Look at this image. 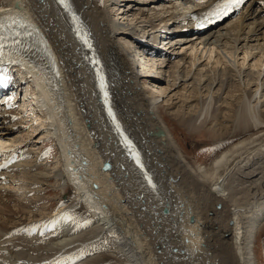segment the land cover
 I'll list each match as a JSON object with an SVG mask.
<instances>
[{"label":"bare ground","instance_id":"6f19581e","mask_svg":"<svg viewBox=\"0 0 264 264\" xmlns=\"http://www.w3.org/2000/svg\"><path fill=\"white\" fill-rule=\"evenodd\" d=\"M2 1L0 17L25 23L33 39L15 44L32 55L14 51L1 69L14 71L15 86L0 96V152L9 155L20 150V143L26 146L17 135L22 130L13 106L22 98L18 106L37 124L35 130L30 127L55 142L57 162L77 191L75 201L84 202L94 219L76 225L64 212L47 229L14 235L12 229L20 225L44 226L50 219L36 221L26 212L39 202L45 182L63 177L39 172L40 165L22 152L24 162L9 170H20L24 181H16L12 190L22 191L26 203L0 186L5 187L0 189V264H111V259L114 264H257L256 236L264 231V0L249 2L234 23L224 26L232 18L205 30L188 23V15L197 11L191 5L152 10L148 16L131 4L124 14L119 10L124 0ZM173 1L188 0H149L159 6ZM112 11L133 17L122 25ZM136 27H142L143 38L153 37V45L146 42L149 37L142 42ZM161 30L167 35L164 43L175 34L191 37L181 41L190 44L189 55L172 59L162 47L154 51L162 39L154 34ZM124 40L137 48L122 46ZM93 57L102 78L90 64ZM102 79L122 129L152 175L148 182L128 163L131 156L106 118L98 92ZM169 95L177 103L167 105V114L188 129L201 130L220 115L209 131L213 135H225L224 122L243 134L259 132L220 154L209 169H194L160 114ZM106 163L111 172L104 173ZM16 169L8 176L13 182ZM163 177L170 185L160 182ZM43 235L49 239L42 240ZM78 253L85 261L75 262Z\"/></svg>","mask_w":264,"mask_h":264},{"label":"rangeland","instance_id":"374dc122","mask_svg":"<svg viewBox=\"0 0 264 264\" xmlns=\"http://www.w3.org/2000/svg\"><path fill=\"white\" fill-rule=\"evenodd\" d=\"M139 1H145L146 4H142L145 6L142 7V5L139 4L140 3ZM139 1L138 0H124L123 2L120 3V5H124V6H122L119 10L124 11V14H126L127 13L126 9H127V11H129V8H127V4H131L129 6H130V8L133 9V11H137V9H139V11L144 10L147 13V15L149 16L151 13L153 14L154 12H156V11L152 12V10H157V12L158 11H170V12H172L173 11V9H171L172 6L177 8L179 11H181L180 10L181 7L184 6V7L188 8V6H189L187 4L180 3V2L178 3L176 1H173L170 4H164L162 6L153 5L152 3L149 2V0H139ZM0 2H1L0 6L5 5L2 0H0ZM112 13L116 14V15L119 14V13H116V11H112ZM136 14L137 13H134V15H136ZM168 14H169V12L166 13V15H163V18H165V20L168 19V17H167ZM127 16L128 17H126V16L122 17L121 15H117V18L119 19V23L121 21L120 24L123 23L124 25H126L125 24L126 21L124 22L125 18L127 20V19L133 17V16H131V14H129ZM236 20L237 19L235 18L232 21H228L224 26H226V25L228 26L230 24V22H233V21L235 22ZM157 24L158 23H156L155 25H157ZM136 29L138 31V33H137L138 37L140 39H142L144 34H142L139 27H136ZM143 30H145V28ZM146 30L151 31L150 28L146 29ZM153 32L154 31H152L151 33H153ZM162 32H163V30H161V32H160L161 34L158 32H156L154 34L155 36H161V38H162L161 41H159L157 43V45L152 46V47H154V51L158 52L157 51L158 47H162V49L165 50V53H166L165 56L170 57L172 59L177 58L179 56H188L189 55L188 52L186 53L185 51H190L189 50L190 44H183V42H181V41L188 39V38H191V37L185 38V36H180V34H175L174 35L175 38L173 37L172 39H169L166 43H164L163 40L165 37L167 38V35L162 34ZM147 37H149V38L146 40V42L147 43L149 42L151 45H153L154 39L150 35L149 36L146 35L142 39V42ZM125 41H127V40H124L123 42L121 41L122 46L126 45ZM167 43H169V44L167 45ZM127 45L130 46V49H132L133 47L135 49L137 48L133 44H127ZM170 46L172 47L171 49H169ZM186 46H188V48H186ZM226 46H228V45H226ZM226 46L224 45V48ZM182 48L184 49V52L181 51ZM137 51H139V50H137ZM162 52H160V53H162ZM180 53H182V54H180ZM160 55L161 54H159L158 56H160ZM144 56H145V54H144ZM161 58H162V55H161ZM83 64L88 68V65H86L87 63L85 62V60L83 61ZM245 69H247V67H245ZM89 76L91 77V74ZM165 81L167 82L166 77H165ZM162 86H163V88H166L167 85L164 84ZM13 95H14V92H11V95L9 97L7 96V98H11V97H13ZM166 96H164L165 98H163V103H164L165 107L162 105L163 107L159 109L160 114L163 118V121L166 123L167 127L171 131V133L175 139V142L177 143V146L179 147L182 154L184 155V158H186V160L191 164V166L194 169L198 168L199 166H201V168H205L206 170L209 169L212 166L214 160L217 159L220 156V154H222L223 152L230 149L237 142L249 137L250 135H253V134L259 132V131H254L250 134H243L241 131L235 130V128H234V126H232V124L224 122V123H222V125L229 127L227 130L228 132L227 131L224 132L225 135L217 136L218 131H216V135H213L209 131L213 127V125L215 126V124L219 121L220 115H216L217 117L215 116L216 118L211 119L207 123V125L204 126L201 130L198 129L196 131L195 130L193 131V129H188L186 125L180 123L179 117L169 116V114H167V112H166L167 105L171 106V105L176 104L177 103V97L173 96V95H169L168 97H166ZM165 101H167L168 103H165ZM21 103H22V98H20L16 104H13L14 110L16 113V117H15L16 122H17L16 127H20L22 130V133L21 134L19 133L17 135L19 136L18 137L19 139L24 140V142L26 141L27 143L28 142L29 143L27 144L25 142L26 146L24 145V143H20L18 145L20 150H22V148L26 147V149L28 151L24 152L25 154L27 153L25 156L29 155V158L27 159V157H26V159L31 163L33 162L35 164H39L40 165V169L38 170L39 172H43V173H47V174H51L53 172H61L63 177L60 178V180H58L57 178H53L54 180L51 179V180L45 182L44 183L45 186L42 187V189L39 193L40 195L38 194L39 197L41 196L39 198L40 199L39 202L37 201V204L35 205V207L33 209H28L27 210L28 212H26V215L28 214L27 216H30L31 218L33 215V217L36 221L43 219L42 217H48V219L50 218L49 220L43 222V225L45 227L44 226H35V225L23 227V225H20L17 228V230L12 229L13 234L22 236L23 233H31L32 234L37 230H40L43 228L47 229L48 227L53 226L60 219L57 216L61 215V213L63 214L64 212L71 214L72 220H73V222L76 223V225L79 224L80 220L81 221L86 220V219L87 220H93L94 216L90 212L88 206L84 202L75 201L77 199V191H76L73 184H71L70 182L68 183L67 176L64 172L63 164L58 163L60 160V152L58 150V147L55 145V142L52 139H46V135H44V134H43V136L42 135L36 136L35 132H33V131L36 129L37 124L35 123L36 126H35V124L32 125L34 122H31L32 120L28 119V112H25L24 110H22L18 106ZM221 112H223V110ZM172 115H174V114H172ZM30 125H31V127H34V130H33V128L30 127ZM262 130H264V128ZM14 134H16V133H14ZM19 139H16L15 142ZM16 146H17V143H16ZM20 155H22V153H20ZM57 160H58V162H57ZM23 167H24V165H23ZM152 174L154 175L155 172H152ZM14 175L16 178V179L14 178L15 179L14 182L9 180L10 186H6L7 184H5V186L7 187L6 192L16 195V197L19 200L21 199L20 201H24L23 202V204H24V203H26L25 199L23 198L24 195L19 194L22 191L12 190V188L16 187V185L14 184L16 181H18V182L24 181L22 179L23 176L19 175L18 169H16V173H14ZM160 182L164 183L165 185H170L169 179H167L165 177H163ZM134 184H137V183L134 182ZM64 185H66L65 190H62V187ZM11 191H13V192H11ZM15 192L18 193V196ZM144 193L145 192H142V194H144ZM145 194H147V193H145ZM164 195H165V197L168 196L167 194H164ZM13 200H15V199H13ZM125 211H127V212L129 211L131 217H134L135 214L131 213L130 210H125ZM16 216L17 215H15V217H13L12 219L16 220ZM39 217H41V219ZM15 231H16V233H15ZM18 232L19 233L21 232V234H18ZM48 234H50V232ZM45 237L43 235V237L41 239L42 240H47V238L49 239L48 236L46 238ZM256 240H257V245L255 244V253H254L256 261H257V264H264V231L258 233V235L256 236ZM83 243L84 242H82L81 244H83ZM93 253H95V252H93ZM78 256H79V259H76L77 261H75V262H78V260L79 261H85L86 257H83V254L78 253ZM69 260L70 259L65 260L63 262H68ZM53 261L57 262V258H56V260H53ZM113 261L114 260L111 259L110 263L114 264Z\"/></svg>","mask_w":264,"mask_h":264}]
</instances>
